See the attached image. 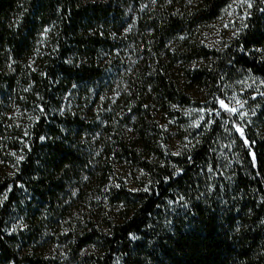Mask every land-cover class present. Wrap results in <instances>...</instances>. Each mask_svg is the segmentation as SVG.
<instances>
[{
	"label": "trees",
	"instance_id": "1",
	"mask_svg": "<svg viewBox=\"0 0 264 264\" xmlns=\"http://www.w3.org/2000/svg\"><path fill=\"white\" fill-rule=\"evenodd\" d=\"M146 1L0 0V159L15 167L0 166V264H264V90L246 98L251 126L221 107L235 81H264V0L223 49L198 33L232 0ZM193 89L239 128L226 179L216 115L168 148L158 117ZM118 164L138 189L110 182Z\"/></svg>",
	"mask_w": 264,
	"mask_h": 264
},
{
	"label": "rangeland",
	"instance_id": "2",
	"mask_svg": "<svg viewBox=\"0 0 264 264\" xmlns=\"http://www.w3.org/2000/svg\"><path fill=\"white\" fill-rule=\"evenodd\" d=\"M144 2L146 3L147 1L144 0ZM255 2L256 0H232L221 11L220 15L216 19L200 27V32L198 33L200 42L210 48L223 49L227 44H229L230 40L239 33L240 28L242 27L246 17L249 15ZM131 15L134 16L135 20V14L132 13ZM126 52L127 51H125V53ZM117 54L119 53L117 52ZM121 56L122 61L133 59L129 51L127 54H123ZM195 64V62L191 63L192 66H195ZM263 90L264 81L254 75L247 74L243 78L235 81L225 88L224 101L221 102V107L230 110V112L233 113L238 121L244 126H251L253 122L254 109L250 107V103L246 101V98L249 91ZM191 91H193L192 104L176 109L178 114L173 115L174 117L172 118L167 115H160L158 117L165 136L168 137V148L175 155L191 149L195 141L203 134H206L210 129V126L213 123V118H215L216 115L218 130L216 132L217 140H215L214 155L215 159L218 160V176L226 179L228 173L227 171L231 166L229 164V158H239V147L237 144L238 142H236L237 138L235 134V131L237 132L239 128L237 126L233 128L228 119L223 117L221 114H215L205 96L196 95L194 93V91L198 90L193 89ZM100 100L103 102L104 97L101 96ZM115 100L116 98H113V102H115ZM102 102L94 105L95 110H97L98 105L100 107L103 106L101 105ZM75 108V105L71 103L68 95H66L61 111L64 113L74 112ZM12 113H17V111L15 112L14 110ZM15 115H17L18 119L23 117L26 118V116L19 113ZM16 159H18V155H16ZM0 166L7 167V173H9V175H13L15 172L14 165L7 164L6 166L3 164L1 159ZM110 182H114L116 186L123 184L126 188L133 190L140 187V182L134 179L132 172L124 164L117 165L116 178L112 179ZM69 202H71V200L67 203ZM44 217L45 219H49L47 215ZM12 223H14V226L11 227L10 231L14 230L15 226L21 225L20 219L18 218H15Z\"/></svg>",
	"mask_w": 264,
	"mask_h": 264
},
{
	"label": "snow or ice",
	"instance_id": "3",
	"mask_svg": "<svg viewBox=\"0 0 264 264\" xmlns=\"http://www.w3.org/2000/svg\"><path fill=\"white\" fill-rule=\"evenodd\" d=\"M232 111H234V110H232Z\"/></svg>",
	"mask_w": 264,
	"mask_h": 264
}]
</instances>
